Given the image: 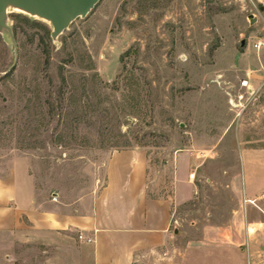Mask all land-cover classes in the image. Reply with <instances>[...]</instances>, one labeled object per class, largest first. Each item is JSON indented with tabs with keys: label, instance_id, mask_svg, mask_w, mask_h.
Returning a JSON list of instances; mask_svg holds the SVG:
<instances>
[{
	"label": "rangeland",
	"instance_id": "obj_1",
	"mask_svg": "<svg viewBox=\"0 0 264 264\" xmlns=\"http://www.w3.org/2000/svg\"><path fill=\"white\" fill-rule=\"evenodd\" d=\"M9 25L17 52L0 34V179L28 173L45 193L78 195L103 179L111 152L143 150L154 194L172 193L181 163L194 193L173 209L177 233L136 246L128 264H264V225H246L231 184L240 149L264 148V49L253 48L264 0H100L55 41L22 13ZM67 245L0 230V264H93Z\"/></svg>",
	"mask_w": 264,
	"mask_h": 264
},
{
	"label": "crops",
	"instance_id": "obj_2",
	"mask_svg": "<svg viewBox=\"0 0 264 264\" xmlns=\"http://www.w3.org/2000/svg\"><path fill=\"white\" fill-rule=\"evenodd\" d=\"M189 174L185 164H179L172 193L154 194L148 157L139 149L111 152L103 179L78 195L45 193L28 173L14 172L0 179V230L28 236L47 248L59 242L85 248L91 251L93 264H128L136 246L160 244L171 229L176 230L173 209L194 193ZM231 184L242 202L246 225H264V148L240 149L239 170ZM241 220L232 216L230 223ZM219 236L227 238L228 233ZM255 241L264 242V232ZM247 248L252 255L250 237Z\"/></svg>",
	"mask_w": 264,
	"mask_h": 264
},
{
	"label": "water",
	"instance_id": "obj_3",
	"mask_svg": "<svg viewBox=\"0 0 264 264\" xmlns=\"http://www.w3.org/2000/svg\"><path fill=\"white\" fill-rule=\"evenodd\" d=\"M100 0H0V34L11 40L15 53L16 43L9 14L19 12L51 26L50 38L55 41L72 22L84 18ZM256 18L249 17L253 24ZM242 44V43H241ZM177 233V230H174Z\"/></svg>",
	"mask_w": 264,
	"mask_h": 264
},
{
	"label": "built area",
	"instance_id": "obj_4",
	"mask_svg": "<svg viewBox=\"0 0 264 264\" xmlns=\"http://www.w3.org/2000/svg\"><path fill=\"white\" fill-rule=\"evenodd\" d=\"M253 48H255L256 50H260V49H264V38H261L259 39L258 41L254 42L253 43ZM240 87L241 88H247L248 87V81L246 80H243L241 81L240 83ZM243 96L242 95H239L238 96V99L239 101L242 100ZM231 105L234 107V108H238L239 106H242V103H238V105L234 104L233 101L231 100ZM194 178V173H190L188 175V179L191 180ZM245 202V201H244ZM251 203V202H250ZM79 239H83L82 236H78ZM86 242H91L90 239H85Z\"/></svg>",
	"mask_w": 264,
	"mask_h": 264
}]
</instances>
